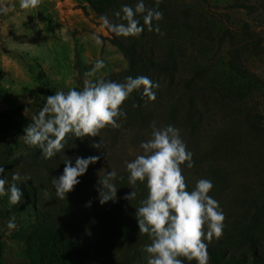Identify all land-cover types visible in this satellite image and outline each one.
<instances>
[{
	"label": "trees",
	"instance_id": "obj_1",
	"mask_svg": "<svg viewBox=\"0 0 264 264\" xmlns=\"http://www.w3.org/2000/svg\"><path fill=\"white\" fill-rule=\"evenodd\" d=\"M86 1L99 17L107 15L112 22H121L114 13L122 4L134 7L136 3V0ZM144 3L146 8H156L162 13V19L154 22L158 23L160 31L145 30L138 37L127 38L117 37L109 32L111 42L126 58L128 68L122 72L107 74L103 78L123 82L126 76H148L159 85L154 89L156 99L149 101L142 95V91H133L121 105L127 115L119 121L120 126L106 127L101 131L118 136L126 129L150 128L153 122L155 125L160 121L178 124L193 141L188 147L193 160V167L187 172L191 180L186 182L188 190L194 187L197 179H210L213 188L209 195L217 200L235 182L231 176L232 163L220 155L214 163L207 161L205 164L203 160L209 158L206 150L202 160L196 155L201 147L199 140L214 122L209 97L213 98L222 117L216 132L218 152L226 155L234 150L232 145L235 137L252 136L253 141L244 144L239 152L243 158L253 159L252 162H255L259 186L253 187L247 181L239 183L241 193L235 195L233 207L227 208L224 214V217L237 218L223 222L220 238L206 241L208 264H264V123L262 117L253 112L252 106L257 93L264 92V81L250 72L239 58L242 51L257 48L259 41L254 40L252 47L247 43L242 44L240 49H236V59L229 60V68L212 77L207 72L209 67L200 66L198 59L194 58L193 67L189 66L183 52V43L180 41L182 38L188 36L197 47L204 30H207V34L212 33L208 24L207 29L203 28L202 21L193 14L191 5L179 0H159L158 4L157 0H144ZM236 5L251 7L243 2ZM3 16L4 14H0V27ZM231 33L230 30L225 31L222 40H232ZM75 67L79 73L80 85L72 88L79 90L83 86L82 77L87 68L79 59L76 60ZM35 78L43 95H37L23 106L35 108L31 116L23 113L21 107L0 109V139L7 138L15 148L25 150L35 160L45 161L39 148L25 145L18 136L24 134V128L43 106L46 97L54 94L50 87L52 82L43 70L35 73ZM232 112L241 115V119ZM87 138L89 137L81 140L69 136L63 151H71L86 142ZM61 158L59 152L51 160L58 161ZM115 181V202L110 200L102 207L93 209L87 220H78L74 215L58 219L51 211L39 210L36 206L37 186L30 181L24 182L23 190L27 200L21 202V205L26 210V217L32 221L31 231L26 238L29 264H93L99 256L116 252L123 247L129 248L134 242L148 237L147 234L138 232L136 220L131 218L135 217V208L146 197L147 189L139 182L136 186H125L128 180L124 176ZM132 190L136 191L135 198L125 200V194ZM107 220L111 223H107ZM1 253L0 233V256Z\"/></svg>",
	"mask_w": 264,
	"mask_h": 264
},
{
	"label": "clouds",
	"instance_id": "obj_2",
	"mask_svg": "<svg viewBox=\"0 0 264 264\" xmlns=\"http://www.w3.org/2000/svg\"><path fill=\"white\" fill-rule=\"evenodd\" d=\"M159 0H157V4ZM40 0H19V8L35 9ZM14 5L0 0V14H6ZM121 22H112L107 15L99 19L101 27L117 37H138L145 30L159 32L158 22L162 13L156 8H146L144 0H136L135 6L122 4L114 13ZM142 19V23H141ZM91 40L102 44L100 35L91 34ZM104 68V60L96 59L85 75H93ZM159 85L148 76H126L123 82L99 77L85 80L81 89L69 87L67 91L57 90L46 97L40 110L32 116L24 128L23 143L40 149L41 156L51 159L64 147L69 136L83 140L85 137H99L106 127L118 128L126 112L121 105L133 91H142L149 101L156 99L154 89ZM150 138L142 140L141 154L125 161L128 183L136 186L142 183L147 195L135 208V220L140 234H147L150 243L143 247L146 264H208V244L206 241L221 237L224 228V213L219 202L209 195L212 181L200 178L188 190L182 166L193 167L192 152L187 149L180 130L168 124L151 125ZM92 146L103 149L100 140ZM102 154V153H101ZM101 154L82 157L77 155L66 160L63 170L53 176L52 185L57 198L63 200L80 183L89 165L101 158ZM6 169L0 165V197L7 196L10 205L20 203L24 195L17 182L27 178L13 172L11 183L4 176ZM116 172L110 170L99 180L98 199L101 205L115 202L117 188L111 182ZM7 183V187H6ZM136 191L125 194V200L135 198ZM115 197V199H114ZM90 201L86 206H90ZM8 229H15V217L9 219Z\"/></svg>",
	"mask_w": 264,
	"mask_h": 264
},
{
	"label": "rangeland",
	"instance_id": "obj_3",
	"mask_svg": "<svg viewBox=\"0 0 264 264\" xmlns=\"http://www.w3.org/2000/svg\"><path fill=\"white\" fill-rule=\"evenodd\" d=\"M185 4H190L193 8V14L202 21L203 28L207 29L211 27L212 33L207 34V30L202 32V38L199 40V45L195 47L192 44L189 37H184L180 41L183 43V52L186 54V60H188L189 66L194 65V58L198 59L200 66L209 67L207 72L209 76H215L221 71L229 68L228 62L236 57V49H240L242 44L247 43L250 47L253 46V41L258 40V47L251 50H244L240 55V61L250 71L255 73L260 79L264 81V0H179ZM250 4L251 7L237 6L236 3ZM97 18H100L96 14ZM101 23V21H100ZM230 30L233 39L223 38L222 34ZM104 42V47L100 59L104 60V68L99 70L93 75H83L82 79L92 80L99 77L106 76L110 73H117L125 71L128 68V62L123 56L122 52L115 46L110 40V33L106 29V35L101 36ZM114 47V50L110 51L108 47ZM117 54L123 59L117 58L114 67L110 63L106 64V58ZM238 55V54H237ZM197 57V58H196ZM236 59V58H235ZM95 61L85 65L87 68L86 73L91 68ZM73 67V65H72ZM71 65L66 66L68 73L71 72ZM34 76L39 70L38 66L33 65ZM66 76V75H63ZM66 78V77H64ZM75 82H52L50 85L52 91L64 90L69 87L80 85V77H75ZM37 95H43V90L40 87V92L31 95L24 101H8L0 100V109H16L21 107V111L31 116L33 108H26V103H30ZM210 106L212 108V115L214 122L207 127V132L203 138L199 140L201 147L197 150L196 155L199 160H202L204 153L207 151L206 159L203 162L214 163L216 159L220 158V155L225 156L232 163L231 176L235 180L233 186H231L223 196L217 201L220 208L225 214L227 208L233 207L235 195L241 193L242 189L239 183L241 181H247L251 186L258 188V175L257 170L254 168L255 162L253 159L243 158L239 152L240 148L244 144H249L253 141L252 136L235 137L232 150L226 155L218 152L217 149V134L219 129V122H222V117L218 110V106L215 100L209 97ZM253 112L258 113L262 117L264 123V92L257 93L254 103H252ZM233 115H239L232 112ZM241 119V115L238 116ZM218 121V122H217ZM241 122V120H239ZM164 121H160L156 124V127H162L168 125ZM180 130L181 137L184 143L188 147L192 144V140L185 133L178 124L173 125ZM152 128L124 130L118 136H113L111 133L101 131L99 137L87 138L79 146L74 147L71 151H60V160H45L38 161L29 156V154L23 149H17L7 139H0V165L4 166L6 171L4 176L7 179V183H11V176L13 172L20 173L21 177H26L24 182L30 181L37 186L36 189V206L39 210H48L55 214L58 219L71 218L70 215H74L76 219L87 220L91 211L97 207H102L98 199L99 180L102 181L105 177V173L114 170L116 177L111 180L115 184V180L124 176L127 177L128 173L125 170V161L133 159L136 155L141 154L142 150L139 148V144L142 140L150 138ZM22 133L19 134V138L23 140ZM101 142L103 149H97L92 146L93 141ZM89 145V146H86ZM102 153V154H101ZM101 154V158L95 163V165H89L87 172L79 177L80 183L74 186L73 191L66 195V198L61 200L56 197L55 189L52 185L53 176H58L64 167V162L79 155L86 157L89 155ZM190 168L182 166V174L185 176L186 182L191 181L187 175ZM245 174L248 175L245 177ZM128 180V179H127ZM17 182V186L23 190V183ZM6 183V187H7ZM140 183V182H139ZM125 186L130 187L128 182ZM144 186V185H143ZM27 200L25 195L22 196L20 203L16 205H10L7 201V196L0 197V233L2 239V253L0 256V264H29L30 259L27 254L26 238L31 231V220L26 217V210L22 207L21 202ZM90 206H86L88 202ZM110 202V201H108ZM15 217V229H8L7 223L9 219ZM123 218V217H122ZM135 218V217H131ZM237 217H225L224 221H229ZM126 219V218H124ZM134 220V219H132ZM107 223H111L108 222ZM111 227V226H110ZM150 243L148 237H144L129 248H120L116 252L99 256L98 260H95L93 264H146L143 247L145 244ZM191 264H195V261H191ZM190 263L185 261V264Z\"/></svg>",
	"mask_w": 264,
	"mask_h": 264
},
{
	"label": "crops",
	"instance_id": "obj_4",
	"mask_svg": "<svg viewBox=\"0 0 264 264\" xmlns=\"http://www.w3.org/2000/svg\"><path fill=\"white\" fill-rule=\"evenodd\" d=\"M5 2L14 7L1 20L0 100L20 102L40 92L33 65L51 82H75L77 59L84 65L100 59L106 29L86 0H40L29 10L20 9L19 0ZM93 32L100 35L101 45L91 40ZM117 58L123 59L115 54L106 58V64L114 67ZM69 65L71 72L63 73Z\"/></svg>",
	"mask_w": 264,
	"mask_h": 264
}]
</instances>
